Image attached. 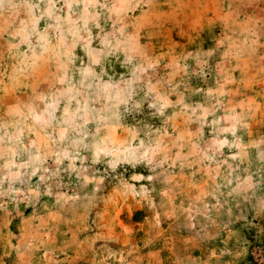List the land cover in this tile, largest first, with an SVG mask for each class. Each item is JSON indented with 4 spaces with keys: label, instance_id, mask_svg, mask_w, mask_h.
<instances>
[{
    "label": "rangeland",
    "instance_id": "obj_1",
    "mask_svg": "<svg viewBox=\"0 0 264 264\" xmlns=\"http://www.w3.org/2000/svg\"><path fill=\"white\" fill-rule=\"evenodd\" d=\"M0 264H264V0H0Z\"/></svg>",
    "mask_w": 264,
    "mask_h": 264
}]
</instances>
